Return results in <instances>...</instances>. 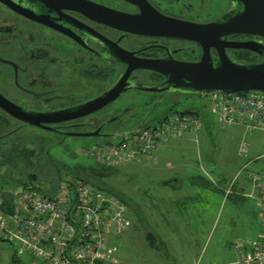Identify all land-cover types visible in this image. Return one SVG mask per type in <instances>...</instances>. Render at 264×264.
I'll return each mask as SVG.
<instances>
[{"label":"flooded vegetation","instance_id":"af4514ba","mask_svg":"<svg viewBox=\"0 0 264 264\" xmlns=\"http://www.w3.org/2000/svg\"><path fill=\"white\" fill-rule=\"evenodd\" d=\"M231 4L0 0V179L50 191L63 172L79 167L70 165L82 142L120 138L138 123L145 126L179 111L172 107L178 94L135 90L139 84L155 88L164 81L156 73L134 69L136 62L198 60L202 46L175 36L177 24L212 22ZM253 39L258 38H227ZM226 50L235 60H256L248 51ZM211 54L217 56V51L212 48ZM126 73L128 83L120 94L115 96V90L104 103L83 108L113 91ZM136 95L150 99L138 106ZM167 104L169 113L164 114Z\"/></svg>","mask_w":264,"mask_h":264},{"label":"rangeland","instance_id":"374dc122","mask_svg":"<svg viewBox=\"0 0 264 264\" xmlns=\"http://www.w3.org/2000/svg\"><path fill=\"white\" fill-rule=\"evenodd\" d=\"M135 99L137 105L142 106L143 101L150 98L136 95ZM168 105L162 109L164 114L169 113ZM205 105V98L200 95L178 96L177 102L171 105L173 110L179 111L203 108L206 115L198 132L187 134L184 140L169 143L173 148L167 159L174 165L172 170L165 169V159L160 154L158 161L123 165L111 177L102 179L104 185L124 195L131 207V226L116 237L118 251L114 253L113 261L105 264H224L227 259L237 263L238 257L227 242H233L237 234L259 235V201L248 175L264 170V132L256 130L250 133L239 126L219 123L208 113ZM91 144V141H84L76 147V157L70 166L95 165L83 158L80 152L81 148ZM159 168L175 174L184 185L192 176L203 177L208 186L197 188L199 197L186 198L184 190L177 193L176 187L171 189L158 184ZM58 186L61 184L55 188ZM242 186L246 196L250 198L248 195L253 193L254 198L248 201L249 205L241 207L239 204L238 208L233 200L238 201L239 196L235 194L242 191ZM17 187L20 185L0 179L1 191ZM229 187L231 190L226 194ZM192 205L195 210L191 209ZM202 209L208 212L205 218L198 216ZM166 211H170L168 216L164 214L165 217H161L160 213ZM247 222L251 230L245 227ZM193 223H197L196 226ZM148 235L154 239L155 246H161V250L150 247ZM13 255L14 247L0 242V264H10ZM20 261L28 264L25 257Z\"/></svg>","mask_w":264,"mask_h":264},{"label":"built area","instance_id":"2783aa9c","mask_svg":"<svg viewBox=\"0 0 264 264\" xmlns=\"http://www.w3.org/2000/svg\"><path fill=\"white\" fill-rule=\"evenodd\" d=\"M199 95L205 98L206 110L217 122L250 133L264 132V90L204 91ZM205 117L203 108L176 111L137 133L92 143L80 152L95 164L93 167L119 168L147 159L157 161L156 151L161 145L199 131ZM75 170L66 172L60 179L61 186L46 193L33 186L0 190V242L12 245L20 260L25 257L28 264L113 261L118 251L116 237L131 226L130 209L113 193L82 179ZM248 178L259 201L260 232L254 238H236L232 249L237 264H264V170ZM248 196L254 198L253 193Z\"/></svg>","mask_w":264,"mask_h":264},{"label":"water","instance_id":"95a60500","mask_svg":"<svg viewBox=\"0 0 264 264\" xmlns=\"http://www.w3.org/2000/svg\"><path fill=\"white\" fill-rule=\"evenodd\" d=\"M231 5L212 22L196 24L181 22L177 24L175 36L189 39L202 46L201 57L196 61L182 62L162 60H137L134 69L156 73L163 77L162 86L150 88L135 87L136 91L178 94L190 97L204 91L235 92L244 90H264V0H230ZM175 34V33H174ZM245 35L258 38L241 42H230V36ZM217 56L211 54V49ZM226 49L248 51L256 57L253 62L233 59ZM129 74L120 78L113 91L87 103L96 107L104 103L115 90V96L124 90ZM15 118V116L12 115ZM143 123H138L129 132L118 137L137 133ZM178 179L159 181L160 185L179 187ZM32 186V184H27Z\"/></svg>","mask_w":264,"mask_h":264},{"label":"crops","instance_id":"0c3cea01","mask_svg":"<svg viewBox=\"0 0 264 264\" xmlns=\"http://www.w3.org/2000/svg\"><path fill=\"white\" fill-rule=\"evenodd\" d=\"M203 123H205V122H203ZM198 132V131H197ZM190 133H196V132H187L182 138H180V139H175V140H170V141H168L167 143H164L163 145H161L158 149H157V151H156V157H157V161H158V158H159V155L161 154V155H163V157H164V159H165V165H166V167L167 168H165V169H169V170H172L173 169V167H174V165H171L172 163H171V161H169L167 158H168V156H171V148H173V146H169V143H172V142H174V141H180V140H184L185 138H186V136H187V134H190ZM147 160H151V159H147ZM147 160H145V161H143V162H146ZM153 161V160H152ZM142 162V163H143ZM153 162H155V161H153ZM157 174H158V182L159 181H167V180H169V179H172V178H176L177 176H175V174H173L172 172H167V170L165 171L164 169L162 170V169H158L157 170ZM176 179H178V178H176ZM204 180H203V177H192V176H190V179H187L186 180V184L184 185L183 184V182L180 180L179 181V179H178V185H179V187H177V188H175L176 190H178V191H176L177 193H179L181 190H184L183 191V195L187 198H194L195 199V197H199L200 195H199V193H198V191H197V188L199 187V186H206L207 185V183L205 184V182H203ZM203 182V183H202ZM248 182H249V180H248ZM250 183V182H249ZM251 184V183H250ZM160 185V184H159ZM160 186H166V187H168V188H171V189H173L174 187L173 186H168V185H160ZM186 186H187V188H186ZM208 186V185H207ZM243 188H241V192L240 193H238V194H235V195H237V196H239V198H238V201H236V200H233V201H235L236 203L234 204V206H236V207H238L237 205H241V207H244V205H249L250 203L248 202L249 200H251V198H248L247 196H246V191H245V189H244V186H242ZM232 196V195H231ZM183 198V197H182ZM184 199V198H183ZM239 208V207H238ZM191 209H193V210H195L194 209V206L192 205V208ZM170 213V211H166L165 213H160V216L161 217H165L164 216V214H166V216H168V214ZM189 213H190V210H189ZM199 213H200V215H198L200 218H205L206 216H207V211L205 210V209H202V210H200L199 211ZM212 218H213V213H212V216H211ZM197 224V223H196ZM196 224L195 223H193L192 225H194V226H196ZM231 224H234V222H231ZM242 225L244 226V223H242ZM245 227H249V230H251L252 229V227L250 226V225H248V222L245 224ZM207 229V228H206ZM236 238H254V237H252V235H249V234H237L236 235V237H235V239ZM232 242V241H231ZM231 242H227L228 244V246L230 247V243ZM231 248V247H230ZM232 249V248H231ZM233 250V249H232ZM234 252V251H233ZM11 258H12V256H11ZM10 261H11V259H10ZM175 264H177V263H175ZM179 264H183L182 262H179ZM195 264H197V263H195ZM207 264H208V262H207ZM224 264H237L236 262H235V260H230V259H227L226 260V262L224 263Z\"/></svg>","mask_w":264,"mask_h":264},{"label":"trees","instance_id":"16d2710c","mask_svg":"<svg viewBox=\"0 0 264 264\" xmlns=\"http://www.w3.org/2000/svg\"><path fill=\"white\" fill-rule=\"evenodd\" d=\"M117 168H110V167H80L75 170L82 179L86 180L88 183L94 185L96 188L104 191H109L110 193H113L123 204H125L131 212V207L130 204L127 200V198L122 195L121 193L114 191L111 187H108L102 183V179L111 177L113 175V172ZM60 183V180L57 181V184ZM56 184V186H57ZM40 190V189H38ZM41 192H49V191H42ZM147 240L149 241V245L151 248L156 249V250H161V246H155L154 239L151 236H146ZM157 245V244H156ZM230 247L232 248V242L230 243ZM10 264H21L20 259L14 254L11 258Z\"/></svg>","mask_w":264,"mask_h":264}]
</instances>
